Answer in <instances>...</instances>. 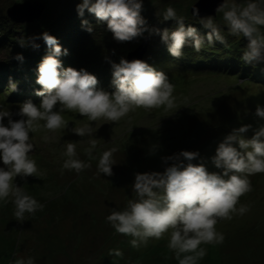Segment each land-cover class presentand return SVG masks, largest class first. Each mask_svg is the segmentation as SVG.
I'll return each instance as SVG.
<instances>
[{
    "label": "clouds",
    "instance_id": "9594fccd",
    "mask_svg": "<svg viewBox=\"0 0 264 264\" xmlns=\"http://www.w3.org/2000/svg\"><path fill=\"white\" fill-rule=\"evenodd\" d=\"M142 9L143 0H80L76 5L77 15L82 18L81 26L89 33L93 28L83 19L85 11L92 14L99 24H106L116 42H132L144 37L145 33L158 35L168 53L176 59L183 56L186 46L192 47L196 53L215 42L227 46L225 36L211 16L200 19L201 27L205 29L202 34L197 27L186 24L184 18L169 6L163 11L162 19L175 21L176 27L160 30L147 26L141 15ZM216 11L222 15L231 36L247 40L241 60L249 65L264 64V0H222ZM194 14L198 15V12ZM5 21L0 34H7L4 31L7 26L11 30L15 28L13 24H27L34 20L17 23L7 15ZM37 40L44 42L48 54L37 65L36 78L21 86L31 94L27 97L41 98L40 104L26 100L16 113L20 117L17 120L12 119L9 110L0 106V164L3 165L0 166V204L10 202L14 217L21 222L25 221L26 214L34 216L37 211H44V204L14 182L17 177L21 180L38 177L37 163L30 154L34 146L37 147L31 134L39 122H43L42 127L48 133H54L68 128L63 118L65 111H75L91 122L100 119L118 122L136 108L164 107L171 110L175 106V85L164 72L155 70L143 59L128 61L122 57L119 63L109 61L113 91L108 92L98 87L103 81H97L86 70L65 69L60 57L68 55V50L62 49L57 39L48 32L21 37L18 44L22 48L37 50L40 47ZM145 40H149L148 50L151 40ZM6 44L9 43H0V51H5L11 59L0 71V91L5 94L4 85H9L8 92L16 91L17 84L13 80L18 75H12L13 67L20 66L16 61L23 65L27 60L22 54H7ZM255 116L264 121V107L258 105ZM251 128V125L235 128L218 144L211 162L221 170L219 173L209 172L203 162L193 164L200 154L189 151L163 158L165 164L171 161V166L166 167L163 173H136L132 185L135 197L129 199L122 210H112L106 222L116 234L131 237L129 244L133 248L147 246L150 240L158 241L167 233V248L174 254L177 264H199L206 256L202 245H219L225 239L216 230L218 220H230L233 214L242 216L249 211L248 205L237 207L239 198L252 191L249 177L264 174V123L259 124L250 139L245 138ZM70 131L81 138H88L89 147L84 149L88 161L81 160L76 152V145L82 140L65 141L61 170L79 174L90 168V161L97 160V175L111 176L117 149L113 147L98 157L93 156L97 149L93 125L85 123L72 127ZM52 139L47 134L42 137L45 144ZM109 255L121 257L122 252L113 249ZM12 264H35V258H15Z\"/></svg>",
    "mask_w": 264,
    "mask_h": 264
},
{
    "label": "rangeland",
    "instance_id": "374dc122",
    "mask_svg": "<svg viewBox=\"0 0 264 264\" xmlns=\"http://www.w3.org/2000/svg\"><path fill=\"white\" fill-rule=\"evenodd\" d=\"M40 1L45 2L47 0ZM73 1L80 2V0ZM198 1L143 0L141 15L147 21L149 28L165 26V28H171L172 30L176 27L175 21H163L160 16L151 15L148 18L146 17L152 10V6L157 7L156 9L162 13L169 6L174 9L178 6L188 7L190 11L191 7ZM20 2H25V0H0V24L5 25V18L8 15L7 10L12 8L14 3ZM148 2L150 6H148ZM77 4H69L70 8L67 11L63 10L64 16H66L63 17V20L66 18L69 21V24L67 23L65 27L70 32L68 37L72 33L74 46L78 45L79 48H82L86 39L81 37V34L90 35L95 33L96 29L105 31L107 27L106 24H99L91 14L92 21L85 13L83 19H86L93 28L91 33L86 31L81 26L82 18L76 12ZM48 5L50 6V4ZM177 14L182 16L188 23L191 21L190 17L184 15L183 11ZM218 14L222 18V15L217 13V16ZM218 21L220 20H217L216 23ZM47 22L48 20L39 23L33 21L27 23L30 25L27 26L28 28L26 27L27 24L22 25L27 28L25 33L36 31L37 35H41L40 31L43 28L39 27V24ZM220 22L224 24L222 20ZM60 25L58 27L62 28V24ZM198 30L202 34L205 32L202 27H198ZM4 36L6 34H0V38ZM151 37L148 33H145L144 37L126 42L124 46L128 51L135 50L145 38L151 40ZM232 37L230 34L225 36L227 45H229V41L235 42V40H238V49L242 52V48L246 47L245 41L247 40ZM160 43H162L161 39L155 41L156 49ZM11 47L12 45H8V49ZM207 47H210L211 50L217 47L219 49L223 48V44L215 42L212 46ZM64 49L68 50V55L60 57L62 64H64V61L66 63L64 68L67 69L69 66L74 68V65H70L73 60L69 61L68 59V56L71 55L69 54L71 48H68L67 45ZM189 49L195 52L190 46ZM203 52L204 48L199 53L200 56L197 62L191 60V67H188L187 71H182V67L178 68V63L175 62L176 58L173 57L168 60L170 62L169 66L157 67V71L168 69L169 71L164 73L175 85L173 93L175 106L171 110H165L164 107L136 108L118 122L103 119L91 122L86 117H80L75 111H65L63 118L68 124V128L58 129L54 133H48L42 127L43 122H39L35 132L31 134L32 137H35L33 142L40 149H42L41 146H50V149L55 146L56 149L52 151L55 157L52 158L53 163L50 166V171H53L55 176L50 174L47 178H50V180L55 179L56 183L61 182V186L56 187L58 190L50 189L51 192H48L43 182L42 186L37 185L39 190L37 188L32 190L27 187L30 186L29 183H37L35 177L27 178V186L25 185L26 180H21L20 177L15 178L14 182L18 187H23L24 191L34 198H36V195L43 196L44 199L50 201L57 196V192L61 193L71 181L77 182L80 180L77 184L79 187L85 184L87 194L82 195L75 202L63 205L59 212L40 216L37 220H33L32 216L26 214L25 221L16 220V227L24 228L23 231H25L23 239L18 238L21 239V247L17 254L9 255L10 251L5 250L8 244L0 245V264H12L15 258H26L28 256L35 258V264H81L83 262L85 264H96L90 261L93 257L86 259L88 250H98L107 236L111 234L119 237V240L126 238L114 232L106 222V217L112 210H122L127 201L135 197L132 185L136 173H163L166 167L171 166V161L165 164L163 158L178 154L181 151L198 152L200 154L199 158L194 160L193 164L203 162L209 172L219 173L221 171L212 164V154L215 155L218 144L233 129L250 125L246 124V120H252L254 126L257 124L259 119L255 116V110L258 105L264 107V105L258 104L264 102V94H262L264 89L259 86L254 89V86L247 79H241L235 74H228L226 72L227 68L214 66L211 62L216 57L209 51L206 54H203ZM220 52L222 53V51ZM208 60H210V65L206 66L205 63ZM8 61H11V59L6 55V52L0 51V71L3 70ZM36 61V58H28L23 65L13 67L12 75H18L13 80L17 84V93L16 91L11 93L7 91L6 94L1 91L4 95L0 93V106L10 111L13 120L20 118L16 113L19 111L20 105L23 104L14 102V97H17L14 94L21 91L22 101L24 102H26L27 96L31 95L21 85L27 82L29 84L30 81L36 78L31 74V72L37 74V68L33 69V63ZM231 61L233 65H230V67L235 69L234 67L239 63L235 59ZM111 80L112 76H109L106 82L100 85L104 87L99 88L112 92ZM34 104L39 105L40 102ZM238 122L245 123L239 124ZM4 123H7V118ZM85 123L93 125L94 137L97 139V149L94 150L93 156L98 157L100 153L113 147L117 149L114 153L115 165L112 167L111 176L97 175V160L90 161V168L79 174L74 171L61 170L64 160L62 156L64 148L62 146L65 141L79 142L82 140L83 142L77 143L76 152L81 160L88 161L87 156L84 154V149L89 147L86 142L88 138H81L70 131L72 127H80ZM46 134L53 138L52 142L47 144L42 140V137ZM37 147L34 146V149H37ZM41 152L45 154V159L48 160L50 152L45 149H42ZM0 166L3 165L0 164ZM249 179L252 191L241 196L237 204V207L241 204L248 205L249 211L242 216L233 214L230 220H218L216 230L221 232L225 239L219 245H202L206 249V256L199 264H264V174L259 176L256 174L250 176ZM73 189L74 187L71 190ZM58 204L62 205V201H58ZM2 218L9 220L6 217ZM11 218L13 219V216ZM4 220L0 222V226L6 229L11 225V222H5ZM167 243L168 234L165 233L158 241L150 240L147 246L131 247L128 262L125 261L120 264H138L136 262L142 261L147 263L143 262L141 264H177L174 254L167 248Z\"/></svg>",
    "mask_w": 264,
    "mask_h": 264
},
{
    "label": "trees",
    "instance_id": "16d2710c",
    "mask_svg": "<svg viewBox=\"0 0 264 264\" xmlns=\"http://www.w3.org/2000/svg\"><path fill=\"white\" fill-rule=\"evenodd\" d=\"M25 2H32V3L38 2V3H42L45 5L46 9L43 15L38 20H34V21H37V23L42 22L44 20H48L47 23L39 24V27L43 28L40 31L41 34L46 31L50 35L54 36L57 39L62 49H64L65 46L68 45V48H71L69 49V54L71 55L68 56V59L69 61L73 60L70 65L71 66L74 65V69H76L77 71H79L80 69L86 70L88 73L94 75L97 78V81L102 80L103 82H101V84L105 83L106 80L109 78V76L112 75L111 64L109 61L119 63L120 58L123 57L124 59H126L130 51H132V50H129V51L126 50L124 46L126 42L124 43L116 42L112 37V33L109 32L107 29L105 31H101L103 29H96L95 33L90 34V35L81 34L80 36L86 39V42H84L85 45H83L82 48L81 47L79 48L78 45L74 46L75 42L73 41L72 33L70 37H68L70 32L67 31L68 28L65 26L67 23L69 24V21L66 20V18L63 20V17H66L64 16L65 14L63 10L67 11L70 8L69 4H72V3L76 4V1L47 0L45 2H41L40 0H25ZM48 4H50V6ZM147 4L148 6H150L149 2ZM156 8L153 5L152 10L148 13L146 17L148 18L151 15L162 17V12L158 11ZM175 10L177 13L183 11L184 15L188 16V18L190 17L189 19L191 21L189 23L185 20L186 24L187 23L193 24V26L197 28L201 27L200 19H196L195 17H193L190 14L188 7L178 6L175 8ZM85 13L88 15V18H90L93 21L92 15L87 13V11H85ZM214 20L216 23L217 20L221 21L222 18L218 14V16L214 18ZM220 21H218L216 24L221 29V32L224 36L226 35L229 36L226 26L222 24V22ZM60 24H62V28L58 27V26H61ZM12 26L15 28H12L11 30H9L8 26L5 27L4 31L7 32V34L2 39H0V43H4V44L9 43V44H6L5 46L12 45V47L10 48L11 50L8 49L9 52L7 54L11 53L14 56H16L17 54H22L24 57V60L28 58H32V59L36 58L37 59L36 65L34 64L33 66V69H36L37 65L42 60L41 57H44L45 56L44 54L46 55L48 54L47 46L44 44L42 40H37L36 43L40 45V47L37 50H33L31 47H25V48L20 47L18 44L19 38L21 37L27 38V37L39 36V35L36 34V31H32L31 33H25L27 31V28L30 26L28 24L26 25V27L28 26L27 28L22 24H13ZM24 27H25V30L23 29ZM2 28H3V25H1V28H0L1 32H2ZM158 29L163 30L165 29V26H160L158 27ZM232 38H236V37H232ZM240 38H243V37H240ZM156 40H160V37L158 35H154L153 37L152 35L151 44L148 50L145 52L144 58H143V61H145L148 65L153 67L155 70H157L158 66L159 67L169 66L170 62L168 60L172 58V56L168 53L167 48L163 43H160L159 47L156 49L155 47ZM243 40L245 41L244 38ZM237 41L238 40H235V42L229 41V45L227 46L223 45V48H219V49L218 47L213 48V50H211L210 47L208 48L207 46H205L203 54L211 52L212 55L216 57L214 61L211 62L213 63L214 66L218 65L219 67L227 68L226 72L228 74H235L238 77H241V79H247L249 83H251L254 86V89H256L257 86L264 89V64H256V65L245 64L241 60L242 52L240 51V49H238ZM245 45H247V41H245ZM220 51H222V53ZM242 51H243V48H242ZM195 53L196 52H192V50L189 49V46H186L183 49V56L175 60V62L178 63L177 67L178 68L182 67L183 68L182 71H187V68L191 67V64H190L191 60L193 59L194 62H197L198 57L200 56L199 53H196V54ZM232 59H235L239 63L236 67H234L235 69L230 67V65H233V62L231 61ZM217 60L219 61V63H217L218 62ZM209 61L210 60L206 61L205 63L206 66L210 65ZM16 63H19V65L21 66V62L16 61ZM225 63L227 65H224ZM65 64L66 63L64 61V64H62L63 67ZM166 71L168 72L169 70L165 69L162 72H166ZM31 74H33L36 77L35 72L34 73L31 72ZM101 84H99L98 87H104V86H100ZM3 88H6V92H7L9 85H4ZM0 93L3 94V92L1 91ZM262 94H264V91L262 92ZM14 96H17L15 97V100H16L15 103H19V102L24 103V101H22L21 99L23 98L22 93L14 94ZM20 99L21 101H19ZM26 100L27 101L31 100L32 102H41V98L39 97L37 98L35 97L33 99L28 97V99H25V101ZM258 104L264 105V102H261ZM238 123L244 124L245 122H242V123L238 122ZM261 123H264V121L259 120L257 124L254 126V123L252 120L251 121L246 120V124H250L252 128L248 131L247 134H245V138L250 139L251 138L250 136H253L254 134V130ZM32 139L35 140V137H32ZM41 147L42 149H45L48 152H50L48 154L49 159L48 160L45 159V154L41 152L42 149H40L39 146L37 147V149L33 150V152L30 155L36 161L37 166H38V177H35L36 178L35 180H37V183L36 182H34L35 184L29 183L30 186H27L28 185V181H27L28 177H27L25 185L28 188H31L32 190H36L37 185H39L40 187L44 183L45 184L44 186L46 187V190L48 189V192H51L50 189L58 190V188L56 187H60L61 182L56 183L55 179L50 180V178H47V176L50 174L51 176H55L53 174V171H50V166L53 163L52 158L55 157L52 151L55 150L56 148L55 146L51 147V149H50V146H46V147L41 146ZM212 156L214 155L212 154ZM159 173H162V172H159ZM259 175L260 174H258V176ZM79 181L69 182L64 187L65 189L61 193L57 192V196L54 197L52 201L48 199H44L43 196L36 195V199L42 204H44V211L43 212L37 211L36 214L32 216V219L37 220L40 216H46L47 214H51L52 212H59L63 208V205L65 206V204H69L70 202H75L76 200L80 199L82 195L87 194L86 185L83 184L79 187L77 185ZM39 187L37 188L38 190H39ZM73 187L74 189L71 190ZM70 191L71 193L69 194ZM58 201H62V205L58 204ZM12 206L10 202L8 204H0V213H1L0 215L2 217H6L9 219V220H4V218L0 216V222H2V220H4L5 222L6 221L11 222V225H9V227L6 229L0 226V230H1L0 231L1 232L0 245L8 244L7 248L5 247V250L10 251L9 255H14L18 253V250L21 247V243H20L21 239L19 240L18 238L21 237L23 239V235L25 232L23 231L24 228L21 229V228L16 227L17 221L13 215ZM11 216H13V219L11 218ZM21 232L22 234H20ZM129 240H130V237H126L123 240H119V237L113 236V234H111L107 236L106 240L104 241V243L101 245V247L98 250H94V251L88 250L86 254V259H91L93 257V259L90 261H93L96 264H120L121 262H125V261L128 262L129 250H131V247H132L129 244ZM113 249L120 250L122 252V256L116 257L115 255H109L110 250H113ZM143 262L147 263L146 261L136 262V263L141 264ZM81 264H85V262Z\"/></svg>",
    "mask_w": 264,
    "mask_h": 264
},
{
    "label": "water",
    "instance_id": "95a60500",
    "mask_svg": "<svg viewBox=\"0 0 264 264\" xmlns=\"http://www.w3.org/2000/svg\"><path fill=\"white\" fill-rule=\"evenodd\" d=\"M222 3V0H199L194 4L190 12L192 16L197 18L202 17H216L217 6ZM45 10V5L41 3H31L25 2L20 4H15L12 8L8 9V16L17 23L30 22L36 19H39ZM194 12H198V15H195ZM149 45V40H145L142 44L134 51L130 52L126 60L131 61L134 59H143V55L147 50Z\"/></svg>",
    "mask_w": 264,
    "mask_h": 264
}]
</instances>
